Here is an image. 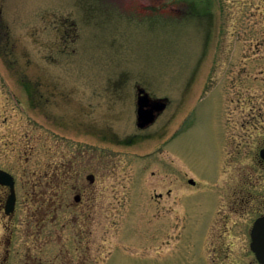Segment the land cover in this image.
Returning <instances> with one entry per match:
<instances>
[{
    "label": "rangeland",
    "instance_id": "374dc122",
    "mask_svg": "<svg viewBox=\"0 0 264 264\" xmlns=\"http://www.w3.org/2000/svg\"><path fill=\"white\" fill-rule=\"evenodd\" d=\"M183 1L185 14L124 17L91 0H0V169L17 193L7 215L0 189V264L250 261L264 0ZM137 84L168 100L145 129ZM210 219L243 221L239 237L204 251Z\"/></svg>",
    "mask_w": 264,
    "mask_h": 264
},
{
    "label": "flooded vegetation",
    "instance_id": "af4514ba",
    "mask_svg": "<svg viewBox=\"0 0 264 264\" xmlns=\"http://www.w3.org/2000/svg\"><path fill=\"white\" fill-rule=\"evenodd\" d=\"M92 3H97V5L99 6V8L101 9V11L103 12H107L110 10H115L117 11L121 16L127 17V16H138L140 15L139 13L141 11H149L152 12L153 15L154 14H162L161 12L163 10H169L171 12L174 13H182L185 14L190 10V6L189 3L184 2L183 0H165L164 2H162L159 5H153L147 2V0H91ZM184 2L187 7H178L176 6V4H179L178 2ZM177 15V14H176ZM141 89H144L146 92H149V94L153 97V95L151 94L150 90H148L146 87L137 84L136 85V99L137 96H139V91ZM168 106V104H167ZM264 143V142H263ZM259 162L261 163L262 167L264 168V145L259 149ZM261 153L263 154V156L261 155ZM65 173H63L64 175ZM89 175H93V181H91L89 179ZM65 176V178H64ZM63 178H60V180H64L66 179V175H64ZM87 178L89 180V182L93 183L95 180V176L94 174H88ZM57 177L51 179L50 183L51 185H56V183H54ZM53 183V184H52ZM50 186V185H49ZM58 186V185H56ZM1 187H6L9 190L8 195L10 194V189L8 186L5 185H0V189ZM79 192L74 196V200L79 203L81 202L82 198H83V191H80V188L78 190ZM243 196V195H242ZM241 198V203H244V198ZM251 195H249L250 197ZM8 197V196H7ZM162 199V193L159 194V196ZM7 200V198H6ZM5 200V203H6ZM4 203V210H5V204ZM16 203H17V199H16ZM16 203H15V208H16ZM15 212V209L12 213ZM11 213V214H12ZM264 216V212L260 215H258L255 219H250V223L249 225H247V221L246 224L242 226L241 228V234L245 235L246 237H249L250 242H249V246L247 249V257L250 256V261L247 260V264H264V219H257L259 217H263ZM243 222V221H242ZM242 222L239 223V219L233 220V226H229V222L228 219H210L209 222V228H208V233L204 239V243H203V250L208 252L209 248L207 246L208 240L211 237H215V239H223V238H227L229 236H233L231 238L234 237H239V233H237V229H238V224L242 225ZM256 223H260V227L256 229ZM64 224V223H63ZM207 254V253H206ZM208 256V255H207ZM262 256V258H261ZM263 261H262V260ZM207 261L208 263H210V259L207 257Z\"/></svg>",
    "mask_w": 264,
    "mask_h": 264
},
{
    "label": "water",
    "instance_id": "95a60500",
    "mask_svg": "<svg viewBox=\"0 0 264 264\" xmlns=\"http://www.w3.org/2000/svg\"><path fill=\"white\" fill-rule=\"evenodd\" d=\"M167 102L165 99H154L144 89L139 91L137 101V125L140 128H145L155 121L158 114L165 109ZM263 156V154L261 153ZM93 175H89V179L93 181ZM0 184L10 187V195L8 196L5 211L10 214L15 209L16 191L15 179L11 173L6 170H0ZM258 219H264L260 217ZM260 223H256V229L260 227ZM262 258V256H261ZM262 260V259H261ZM263 261V260H262ZM264 262V261H263Z\"/></svg>",
    "mask_w": 264,
    "mask_h": 264
}]
</instances>
